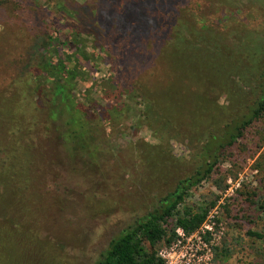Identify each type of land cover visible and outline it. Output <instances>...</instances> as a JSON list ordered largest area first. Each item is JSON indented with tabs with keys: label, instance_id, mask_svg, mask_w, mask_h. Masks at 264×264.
Listing matches in <instances>:
<instances>
[{
	"label": "rangeland",
	"instance_id": "1",
	"mask_svg": "<svg viewBox=\"0 0 264 264\" xmlns=\"http://www.w3.org/2000/svg\"><path fill=\"white\" fill-rule=\"evenodd\" d=\"M104 1L100 18L96 11L80 15L81 6ZM169 1L172 10L158 3L140 18L108 8L126 0L0 3L1 113L5 99L18 94L11 87L25 82L31 89L23 90L28 103L18 115L28 119L21 130L8 132L0 118V196L10 201L0 202V227L9 220L34 237L24 264H94L114 238L198 168L208 130L256 101L264 81V0ZM155 21L157 29L147 27ZM55 26L81 34L91 58L94 71L77 75L72 91L95 156L87 147L70 159L77 143L67 134L59 139L50 120L57 109L48 93L52 79L38 77L53 52L48 40ZM173 67L204 77L209 86L192 88ZM170 71L172 89L183 91L167 88ZM205 126L211 128L205 132ZM263 156L264 120L187 199L194 206L219 196L206 224L211 234L180 237L158 254H170V264L263 263ZM12 249L13 242L0 247V260Z\"/></svg>",
	"mask_w": 264,
	"mask_h": 264
},
{
	"label": "trees",
	"instance_id": "2",
	"mask_svg": "<svg viewBox=\"0 0 264 264\" xmlns=\"http://www.w3.org/2000/svg\"><path fill=\"white\" fill-rule=\"evenodd\" d=\"M10 1L12 0H0V3L3 4ZM158 3L164 4L162 6L166 10H172L173 8V4L169 0H166V2L164 0H126L123 3H109L108 8L113 10V8L122 7L125 11H133L134 16L140 18L145 11L154 8ZM106 4L107 1L96 6L94 4L81 6L82 12L80 15L82 17L88 14L91 16L93 11H96L100 18L103 15L102 7ZM75 15L77 17V14ZM53 25L57 26L55 23ZM145 25L147 26V24ZM56 26L53 33L49 35L48 40V44L53 47V52L48 61L41 63L42 71L40 73L41 76L38 78L42 81L47 79V77L52 79L53 86L48 88V93L52 97L53 104L56 105L57 103V109L51 111L49 115L50 120L55 126L54 132L57 133L59 139H63V135L67 134L69 142L77 143V146H74L75 150L73 149V153L69 157L73 159L76 154H81H75L77 149L81 150L89 147L87 152L91 149V142L87 140L91 135L89 123L86 117L81 114L80 109L82 105L73 98V82L76 81L77 75L82 77L87 75L89 69L94 70L90 62V56L79 42L82 35L79 33L73 34L69 28L68 35H66L59 29V26L58 28ZM147 27L155 30L158 24L156 21L150 22ZM173 68L181 71V75L178 77L180 81L188 82L191 80L192 88L197 87L198 90H205L209 86V80H206L204 77H199L194 72H188L184 68ZM171 72L166 73V78H169L168 80L170 82L167 88L169 91H183L179 86L172 89L171 84L173 79L170 77ZM21 85H24V87L16 84L13 88L11 87V94L13 92L18 94L12 95V98L10 96L7 97L5 99L7 101L5 107L1 108L4 109L3 113L0 110L3 128L11 133L15 128L21 130L19 127L23 128L28 119L20 118V115H18L28 103V97L25 91L23 92L27 84L24 82ZM257 88V99L251 106L232 116L230 118L231 120L220 127V129L214 128L211 132L208 130L205 145L197 153L200 161L198 168L191 175L179 180L175 189L160 200L156 208L137 219L131 226L114 238L110 242L109 247L94 264H164V260L158 254L160 246L171 245L176 242L178 239L177 231L179 229L186 235H192L201 230L207 222L212 209L217 206L219 196H215V199L209 202L207 200L202 201L201 204L194 206L188 205L186 203L187 199L195 188L209 181L220 169L221 159L237 145L244 137L246 131L253 125L264 120V81ZM26 90H31L30 86ZM8 103L12 104L9 106ZM30 103H32V106L37 104L36 102ZM12 105H14L13 108ZM37 119L38 115L33 116L31 120L36 124ZM171 119L173 118L171 117ZM195 119L197 117H194ZM214 124V127H216L215 122ZM209 128L211 127L206 128L205 126L204 131L207 132ZM47 129L50 130L48 124ZM79 141L81 142L78 143ZM8 147L7 145L6 149H10ZM89 153L95 156L96 152L90 151ZM2 201L10 202L8 198L0 196V202ZM260 209L263 211L264 208L260 207ZM5 221V228L3 226L0 227L3 230V233L0 230V247L5 246L7 242H13L14 249H12L10 257H3L0 263L24 264L27 262L26 255L24 254L28 248L36 245L34 244L35 239L24 234L20 228H12L9 220ZM208 234L210 233L208 232ZM248 235L255 236L259 239L263 238V235L258 232H249ZM260 264H264V262Z\"/></svg>",
	"mask_w": 264,
	"mask_h": 264
},
{
	"label": "built area",
	"instance_id": "3",
	"mask_svg": "<svg viewBox=\"0 0 264 264\" xmlns=\"http://www.w3.org/2000/svg\"><path fill=\"white\" fill-rule=\"evenodd\" d=\"M208 221V220H207ZM207 224V222L205 223V225L201 228V230L199 231V232H197V233H195V234H192V235H186L181 229H179L178 231H177V234H178V239L180 238V237H186V236H193V235H198V236H200L199 234H201V233H205V234H208V232L210 231L209 229V226H207L206 225ZM204 228H206L207 230H204ZM210 233V232H209ZM211 234V233H210ZM201 238H203V236L201 237L200 236V239ZM178 239H177V241H178ZM176 241V242H177ZM159 256L164 260V264H170V262L168 261V259L170 258V254L169 255H167L166 254V252H161L160 254H159Z\"/></svg>",
	"mask_w": 264,
	"mask_h": 264
}]
</instances>
